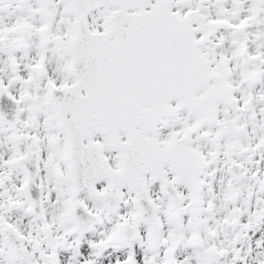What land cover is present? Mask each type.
<instances>
[{
	"label": "snow or ice",
	"instance_id": "6c2138e0",
	"mask_svg": "<svg viewBox=\"0 0 264 264\" xmlns=\"http://www.w3.org/2000/svg\"><path fill=\"white\" fill-rule=\"evenodd\" d=\"M0 264H264V0H0Z\"/></svg>",
	"mask_w": 264,
	"mask_h": 264
}]
</instances>
